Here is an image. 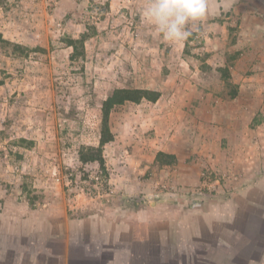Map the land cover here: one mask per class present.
<instances>
[{
	"label": "rangeland",
	"instance_id": "1",
	"mask_svg": "<svg viewBox=\"0 0 264 264\" xmlns=\"http://www.w3.org/2000/svg\"><path fill=\"white\" fill-rule=\"evenodd\" d=\"M148 3L0 0L3 264H177L181 212L211 214V264L264 242V0H207L179 42L144 19ZM116 88L160 96L111 110L104 172L81 152Z\"/></svg>",
	"mask_w": 264,
	"mask_h": 264
},
{
	"label": "crops",
	"instance_id": "2",
	"mask_svg": "<svg viewBox=\"0 0 264 264\" xmlns=\"http://www.w3.org/2000/svg\"><path fill=\"white\" fill-rule=\"evenodd\" d=\"M256 75H257V73H255L253 76H256ZM246 87H247L246 84H242L240 86V92H243V90ZM203 215L204 216H198L197 215L199 218L197 220H195V222H192L193 224H191L190 222L184 223L183 214L181 212L180 213V218L177 219V221L175 220V223L172 222V229H174L173 230V245H174L175 257H176L175 258L176 261L174 260V263H177V264L183 263V260L181 258L185 257L184 256V251H186L185 249L187 248L186 247L187 244H188V253H189L188 255H190L191 257L193 256L192 253L189 252V250L191 251L193 249L192 248L193 247L192 244L194 245L195 252H196V254L194 256V259L191 258V257L189 258L188 264H195V263H198L200 261L199 260L200 256L197 255V254H200V251L202 252V254L204 256L205 261L201 262V263L199 262V264H211V262H213L212 261L213 259H212V256H211L212 253H210L208 251L211 249V246L214 247L213 244L216 245L217 240H215V238L214 239L213 238H209V233L206 236H202V237L198 236L200 231H201L200 233L208 231L209 224L203 223L201 221H202V218L210 217L211 214H208V215L207 214H203ZM217 216H218V214L215 213V214H213V218H210V221H212V219H213V222L211 223L212 226H220V223H219L220 220H219V218L217 219ZM161 220L163 222L167 221L166 219H161ZM166 223H168V222H166ZM169 226L171 227V225H169ZM174 226H176V227H174ZM211 230H212V228H211ZM184 234H186L187 236L184 235ZM261 234H263V233H260L259 235L258 234H254V235L252 234V236L249 235V237H248L250 239L249 243H251V244H249L247 246L248 250L246 251V254H248V255H244V254H242L240 252H238V253L236 252V254H233L235 258L240 257L242 259V260L240 259V263L241 264H264V242H262V240H261V236H262ZM220 235L221 234H219V237H221ZM212 236H213V234H212ZM215 236H216V234H215ZM193 237H195V239ZM203 240H204V243H205L204 247H208L209 249L208 250L207 249H202V250L199 251L198 250L199 247L196 244H197V242H200V241H203ZM217 248L218 247H214L213 250H215ZM17 254L18 255L20 254L19 251L17 252ZM96 256L98 257L99 254H95L94 258ZM131 257H132V254L129 251L128 258H127V255L125 254V262H128L129 260H131L132 259ZM5 259L6 258H4V257L1 259V254H0V261L3 260L1 262V264L6 263ZM222 262H223V260H222ZM113 263L117 264L116 256H114V260L110 261V263L106 262V264H113ZM146 263H147V261L143 262L142 264H146ZM218 263L221 264V261H219ZM95 264H102V262L101 261H97V262H95ZM212 264H214V263H212Z\"/></svg>",
	"mask_w": 264,
	"mask_h": 264
},
{
	"label": "clouds",
	"instance_id": "3",
	"mask_svg": "<svg viewBox=\"0 0 264 264\" xmlns=\"http://www.w3.org/2000/svg\"><path fill=\"white\" fill-rule=\"evenodd\" d=\"M207 13V0H149L142 15L165 41L179 42L190 35L187 26Z\"/></svg>",
	"mask_w": 264,
	"mask_h": 264
},
{
	"label": "trees",
	"instance_id": "4",
	"mask_svg": "<svg viewBox=\"0 0 264 264\" xmlns=\"http://www.w3.org/2000/svg\"><path fill=\"white\" fill-rule=\"evenodd\" d=\"M159 96L160 92L153 90H144L138 88H116L105 100L102 101V126L100 144L98 146L82 148L81 160L83 162L96 161L99 163L100 168L105 172L107 168L103 155L104 146L106 143L114 139V134L109 124L111 110L114 108V106L122 104L125 101H140L142 98L155 101L159 98Z\"/></svg>",
	"mask_w": 264,
	"mask_h": 264
}]
</instances>
